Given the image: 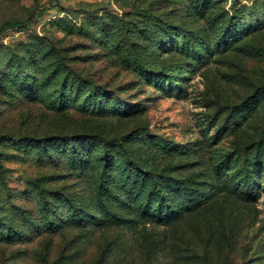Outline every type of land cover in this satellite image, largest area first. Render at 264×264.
<instances>
[{"label": "rangeland", "instance_id": "rangeland-1", "mask_svg": "<svg viewBox=\"0 0 264 264\" xmlns=\"http://www.w3.org/2000/svg\"><path fill=\"white\" fill-rule=\"evenodd\" d=\"M0 264H264V0H0Z\"/></svg>", "mask_w": 264, "mask_h": 264}, {"label": "trees", "instance_id": "trees-1", "mask_svg": "<svg viewBox=\"0 0 264 264\" xmlns=\"http://www.w3.org/2000/svg\"><path fill=\"white\" fill-rule=\"evenodd\" d=\"M20 25V22H11V21H8L6 23L3 24V27L4 28H15V27H18ZM245 182L246 184H248V186L251 185V181L249 179L248 176L245 177Z\"/></svg>", "mask_w": 264, "mask_h": 264}]
</instances>
